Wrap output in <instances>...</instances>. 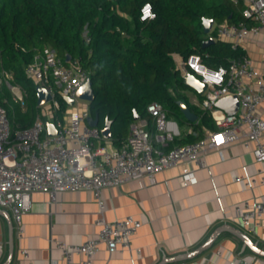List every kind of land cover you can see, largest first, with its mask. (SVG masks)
<instances>
[{
  "label": "built area",
  "instance_id": "2783aa9c",
  "mask_svg": "<svg viewBox=\"0 0 264 264\" xmlns=\"http://www.w3.org/2000/svg\"><path fill=\"white\" fill-rule=\"evenodd\" d=\"M244 1L243 20L215 23L212 28H216L218 38L243 50L252 34L264 30V0ZM155 17L153 6L144 4L141 20ZM84 36L89 40L87 31ZM182 69H188L207 84L201 108L211 113L216 125V129L206 130L201 139L192 143L170 145L177 138L176 134L170 128L164 105L154 101L147 106L149 117H140L130 124L129 134L121 146L107 144L101 130L88 124L89 109L82 108L77 95L90 77L89 72L78 60L66 65L51 47L37 50L33 61L25 68L27 76L51 94V100L38 105L33 123L28 127L14 126L0 102V207L10 208L20 220L21 215L32 208V195L38 192L49 194L55 202L63 192L85 189L92 192L98 202L100 217L96 224L100 230L80 244L59 243L62 252L59 264H92L102 244L110 253L120 246L130 247L131 237L142 226V221L133 215L107 221L103 197L106 187L144 177L154 182L158 172L182 162L205 166L204 156L209 149H220L238 140L251 147L255 159L264 163V119L259 113L264 101V58L258 64L245 52L228 67L212 68L201 54L194 53L183 61ZM13 80V73L3 70L0 86L6 83L13 100L25 109L26 94ZM230 94L237 95L240 101L235 114L216 106L220 98ZM59 97L74 99L62 119L56 116ZM48 122L55 123L57 134L49 133ZM262 172L259 182L264 185V170ZM180 179L184 186L196 182L188 168ZM235 180L243 181L250 188L258 183L254 178L241 175H236ZM263 215L264 201L247 202L244 208H237L241 223L252 229L264 223ZM2 248L0 241V251ZM21 253L29 255L26 249ZM75 254L83 255L84 259L74 261ZM204 264H211V260ZM232 264H253V261L235 257Z\"/></svg>",
  "mask_w": 264,
  "mask_h": 264
},
{
  "label": "trees",
  "instance_id": "16d2710c",
  "mask_svg": "<svg viewBox=\"0 0 264 264\" xmlns=\"http://www.w3.org/2000/svg\"><path fill=\"white\" fill-rule=\"evenodd\" d=\"M146 3L156 17L141 20ZM244 6V0H0V76L3 70L13 73V83L26 94V108L13 101L9 90L4 98L0 95V102L14 126L33 123L39 110L37 85L25 68L37 50L51 47L66 65L78 60L89 72L95 90L89 113L98 115L100 130L107 118L112 120L116 147L126 140L135 113L149 117L147 106L154 101L164 105L167 117L187 121L197 132L175 138L170 145L195 142L216 125L211 113L185 94L184 75L189 70L178 66L176 56L185 61L198 53L212 68L240 59L245 51L218 38L216 28L206 34L203 18H214L216 24L237 22L244 19ZM210 36L215 41L206 45ZM179 102L186 103L198 120L189 122ZM59 103L56 116L62 119L68 103L63 97Z\"/></svg>",
  "mask_w": 264,
  "mask_h": 264
},
{
  "label": "crops",
  "instance_id": "0c3cea01",
  "mask_svg": "<svg viewBox=\"0 0 264 264\" xmlns=\"http://www.w3.org/2000/svg\"><path fill=\"white\" fill-rule=\"evenodd\" d=\"M244 51L259 64L264 58V30L251 35ZM177 59L183 62L181 57ZM184 92L201 108V95L191 88ZM82 108L89 109V105ZM259 113L264 119V101ZM169 120L178 139L192 130L187 121ZM106 140L115 146L112 138ZM262 141L264 144V136ZM204 160L205 166L182 162L166 168L157 173L154 182L144 177L104 188L106 220L133 215L142 226L131 237L129 248L120 246L110 253L102 244L92 264H204L208 260L232 264L235 257L264 264V255L250 246L264 251V223L252 229L237 217V208H244L247 202L264 201V185L259 182L264 163L255 159L242 140L209 149ZM185 168L196 178L187 186L180 179ZM236 175L258 183L250 188L235 180ZM99 217L98 202L85 189L63 192L55 202L47 193H34L32 208L20 220L10 208L0 207V264H59L62 252L58 244H80L95 236L100 230ZM22 249L29 255H23ZM83 259V255L73 256L76 262Z\"/></svg>",
  "mask_w": 264,
  "mask_h": 264
},
{
  "label": "water",
  "instance_id": "95a60500",
  "mask_svg": "<svg viewBox=\"0 0 264 264\" xmlns=\"http://www.w3.org/2000/svg\"><path fill=\"white\" fill-rule=\"evenodd\" d=\"M214 24H215L214 18L204 17L203 18L204 32L206 34H210ZM214 41H215V39L212 36H210L207 40H205L204 43L206 45H208V44L213 43ZM70 60H71V56L69 55L67 57V61H70ZM184 82L188 88L193 89L199 95H203L207 89V84L204 83L194 73L189 72V71L186 72L184 75ZM77 95L81 100H84V101L88 102L89 104L94 100L95 90L93 87V82H92L90 77L79 88ZM49 100H51V94H50L49 90L44 86L37 85V102H38V105H43L46 102H48ZM65 100L67 101L68 105H70V106H72L74 104V99L67 97V98H65ZM239 103H240V101H239L238 96L234 95V94H230V95H227V96L220 98L217 101L216 106L218 108L223 109L228 114H235L239 109ZM179 104H180L181 112L183 113V115L185 116V118L189 122H195L198 120V115L194 111H192L186 103L179 102ZM139 118H140V116L137 113H135L134 120H137ZM87 121H88V124L90 126L97 127L99 124V117H98V115L95 117L90 115L88 117ZM48 130H49V133L51 135L58 133V129H57L55 123H53V122H48ZM101 132L106 139L112 138V135H113L112 134V120L107 118L104 127L101 129ZM236 234H238L240 237H242L243 239L246 240V238L242 234H240L238 232ZM250 246L256 253L264 255V251H261L259 248H257L256 246H254L251 243H250Z\"/></svg>",
  "mask_w": 264,
  "mask_h": 264
},
{
  "label": "rangeland",
  "instance_id": "374dc122",
  "mask_svg": "<svg viewBox=\"0 0 264 264\" xmlns=\"http://www.w3.org/2000/svg\"><path fill=\"white\" fill-rule=\"evenodd\" d=\"M215 25H217V24H215ZM177 63H180V64H181V68H182V66H183V62H181L180 59H177ZM6 90H9V91H10L9 87L7 86V84L4 83L2 86H0V95L2 96L1 98H4V97H5V96H3V95H5ZM10 92H11V91H10ZM13 101H14V100H13ZM14 102H15V101H14ZM80 103H81V104H87V102L84 101V100H80ZM175 119H176V118H175ZM178 121H179V120H178ZM179 123H180V121H179Z\"/></svg>",
  "mask_w": 264,
  "mask_h": 264
},
{
  "label": "snow or ice",
  "instance_id": "6c2138e0",
  "mask_svg": "<svg viewBox=\"0 0 264 264\" xmlns=\"http://www.w3.org/2000/svg\"><path fill=\"white\" fill-rule=\"evenodd\" d=\"M146 14H147V10H145Z\"/></svg>",
  "mask_w": 264,
  "mask_h": 264
}]
</instances>
